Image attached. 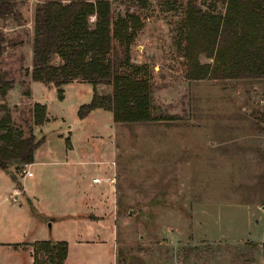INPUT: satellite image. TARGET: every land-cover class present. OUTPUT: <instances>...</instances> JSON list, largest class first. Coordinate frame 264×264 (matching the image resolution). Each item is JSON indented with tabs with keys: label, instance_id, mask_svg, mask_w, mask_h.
I'll use <instances>...</instances> for the list:
<instances>
[{
	"label": "rangeland",
	"instance_id": "rangeland-1",
	"mask_svg": "<svg viewBox=\"0 0 264 264\" xmlns=\"http://www.w3.org/2000/svg\"><path fill=\"white\" fill-rule=\"evenodd\" d=\"M46 1L7 0L0 20L7 38L0 69L14 82L0 96V118L8 112L9 125L24 137L32 129L43 138L32 167H0V245L20 247L1 246L0 264H28L21 250L32 249L27 242L35 239L66 241V264H264V77L190 80L183 54L187 0H109L112 20L126 13L140 17L131 60L146 71L156 113L170 119L122 124L107 110L80 119L77 110L91 99V83L71 80L59 99L53 84L30 74L35 22ZM196 4L223 14L226 0ZM199 59L211 62L204 54ZM95 89L107 94L111 87ZM37 102L47 108L38 126ZM94 176L99 182L91 181ZM20 184L50 218L32 211L24 192L9 196L8 187ZM85 189L101 194L95 209ZM81 214L97 218L98 227L86 234L100 233V225L111 230L79 238L105 244L102 254L77 243L75 217ZM60 215L67 217L55 220Z\"/></svg>",
	"mask_w": 264,
	"mask_h": 264
},
{
	"label": "trees",
	"instance_id": "trees-1",
	"mask_svg": "<svg viewBox=\"0 0 264 264\" xmlns=\"http://www.w3.org/2000/svg\"><path fill=\"white\" fill-rule=\"evenodd\" d=\"M6 2L0 0V20ZM35 23L32 80L53 84L59 99L63 84L76 79L91 83V99L77 110L80 119L97 108L110 111L113 121L122 124L170 119L156 113L146 71L131 60V45L142 27L138 15L126 13L112 20L109 0H47ZM183 24L188 79L264 77V0H226L223 14L203 11L196 0H187ZM6 41L0 28V59ZM201 54L211 62L201 63ZM54 56L58 64L52 62ZM100 83L109 85L111 92L99 94L95 85ZM13 84L0 69V96ZM46 117V104L35 103L33 125L43 124ZM10 122L6 112L0 118V167L32 163L43 138L37 139L32 129L24 137ZM31 247L33 264L65 263L66 241L40 240Z\"/></svg>",
	"mask_w": 264,
	"mask_h": 264
},
{
	"label": "crops",
	"instance_id": "crops-1",
	"mask_svg": "<svg viewBox=\"0 0 264 264\" xmlns=\"http://www.w3.org/2000/svg\"><path fill=\"white\" fill-rule=\"evenodd\" d=\"M110 92H111V89H110ZM96 110H104V109H102V108H97V109H94V110H92V111H96ZM91 111V112H92ZM90 112V113H91ZM112 114V113H111ZM112 116V115H111ZM35 162L33 161L32 163H30L29 164V167L31 166H33V164H34ZM33 173V172H32ZM34 176V173L32 174V176H28V177H33ZM111 174L109 173L108 174V176H107V178L105 177V180L106 179H110L111 177ZM94 178H97L96 176H94L92 179H91V181L94 179ZM97 179H99V178H97ZM100 180V179H99ZM104 180V181H105ZM93 182V181H92ZM93 183H97V182H93ZM20 188H22V189H20ZM110 188V187H109ZM103 189H106V188H103ZM8 193H9V196H11V195H13L12 197L14 198V199H18V195H19V193H22V192H24V194L26 195V191L24 190V187L22 186V184H20V187H18V185H17V187L16 186H12L11 188H9L8 187V191H7ZM95 192L96 191H91V190H88V189H85L84 191H83V193H84V196L88 199V201H89V203H92L93 204V209H95L96 208V206L98 205V204H100V201H101V198H99L100 197V195H97V194H95ZM109 194V191H108V189H106V195L105 196H107L108 194ZM27 196V195H26ZM105 196H104V198H105ZM27 199H28V202H30V204H31V206L34 208V209H36L35 207H34V205H33V203H32V200H30V198L27 196ZM37 210V212H38V214H43V217H46V218H50L49 217V215H47V213H46V208H45V206L43 205V202H41L39 205H38V209H36ZM65 217H67V215H60V216H56V217H54L55 218V220L56 219H61V218H65ZM70 217H75V216H70ZM72 219V218H71ZM75 219H77L78 221H80V226H79V228H78V230L80 231V233L77 235V243L81 246V248L82 247H86V248H89L87 251H92V252H97V253H99V254H102V251H105L106 250V248L104 249V250H102L103 248H104V245L105 244H84V243H81L80 242V240H79V238H94V237H97V236H100V235H106V234H110L111 233V230L108 232H106V229H105V227L103 226V225H100L102 228H103V230H100V233H96V232H91V233H88V234H86V231H87V229L88 228H96V227H98L97 225H95V223L97 222L96 220H97V218H92V216L91 215H88V216H85V215H83V214H81V215H78L77 217H75ZM46 219L44 218V221H45ZM48 220V219H47ZM55 220H54V222H52V225L54 226V224H55ZM95 221V222H94ZM84 222H87L88 224H84ZM91 223H94V224H91ZM40 240H44V239H40ZM39 239H35L34 241H32V242H27V243H29V244H32L33 242H35V241H40ZM1 246H3V247H6V248H8V249H10V248H13V249H19L20 250V247H15V246H13V245H11L10 243H6V244H2V245H0V247ZM31 247V246H30ZM21 251H26L25 253H26V256L28 257V264H33V257H32V249H27V250H21ZM83 252H85V251H83ZM91 252V253H92ZM112 252H113V257H114V259L116 260L117 258H116V254H115V252H114V249H112ZM88 253V252H87ZM70 257V254H69V251L67 252V257H66V259H65V263L64 264H66V262H67V259ZM100 259H101V257H100ZM116 262H117V260H116ZM116 264V263H115ZM128 264H133L130 260H129V262H128Z\"/></svg>",
	"mask_w": 264,
	"mask_h": 264
},
{
	"label": "built area",
	"instance_id": "built-area-1",
	"mask_svg": "<svg viewBox=\"0 0 264 264\" xmlns=\"http://www.w3.org/2000/svg\"><path fill=\"white\" fill-rule=\"evenodd\" d=\"M25 165H27V164H25ZM24 171H25L27 176H32V174H33L32 171H30V170H24ZM92 181L93 182H99V179L94 178Z\"/></svg>",
	"mask_w": 264,
	"mask_h": 264
}]
</instances>
